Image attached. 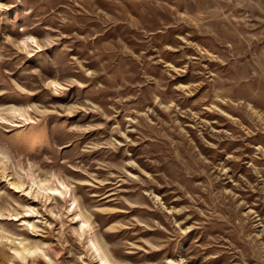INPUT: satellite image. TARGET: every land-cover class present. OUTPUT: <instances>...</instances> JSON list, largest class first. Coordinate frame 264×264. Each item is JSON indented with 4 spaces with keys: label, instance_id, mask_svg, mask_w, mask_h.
Instances as JSON below:
<instances>
[{
    "label": "rangeland",
    "instance_id": "374dc122",
    "mask_svg": "<svg viewBox=\"0 0 264 264\" xmlns=\"http://www.w3.org/2000/svg\"><path fill=\"white\" fill-rule=\"evenodd\" d=\"M101 252L264 264V0H0V264Z\"/></svg>",
    "mask_w": 264,
    "mask_h": 264
},
{
    "label": "bare ground",
    "instance_id": "6f19581e",
    "mask_svg": "<svg viewBox=\"0 0 264 264\" xmlns=\"http://www.w3.org/2000/svg\"><path fill=\"white\" fill-rule=\"evenodd\" d=\"M52 189H57V188H52ZM170 212H172V209L167 208ZM93 243V247L96 249V251H99V247L95 244V242ZM29 254L34 253L35 251H33L30 248L25 249ZM18 253H21L19 250H15ZM100 259H101V264H116L114 263L110 258H108L105 254H103L102 252L99 254ZM173 264H186L185 261L182 259L181 261H170Z\"/></svg>",
    "mask_w": 264,
    "mask_h": 264
},
{
    "label": "clouds",
    "instance_id": "9594fccd",
    "mask_svg": "<svg viewBox=\"0 0 264 264\" xmlns=\"http://www.w3.org/2000/svg\"><path fill=\"white\" fill-rule=\"evenodd\" d=\"M31 54V53H30Z\"/></svg>",
    "mask_w": 264,
    "mask_h": 264
}]
</instances>
